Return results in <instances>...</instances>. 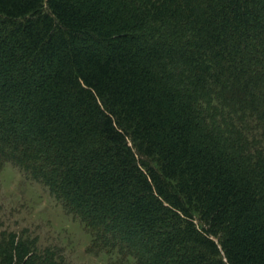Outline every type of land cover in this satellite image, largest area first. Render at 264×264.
I'll list each match as a JSON object with an SVG mask.
<instances>
[{
    "label": "trees",
    "instance_id": "obj_1",
    "mask_svg": "<svg viewBox=\"0 0 264 264\" xmlns=\"http://www.w3.org/2000/svg\"><path fill=\"white\" fill-rule=\"evenodd\" d=\"M7 165L106 264H264V0H0Z\"/></svg>",
    "mask_w": 264,
    "mask_h": 264
},
{
    "label": "rangeland",
    "instance_id": "obj_2",
    "mask_svg": "<svg viewBox=\"0 0 264 264\" xmlns=\"http://www.w3.org/2000/svg\"><path fill=\"white\" fill-rule=\"evenodd\" d=\"M35 242L38 254L57 264H106L104 254L90 252L89 236L42 186L12 165L0 173V235Z\"/></svg>",
    "mask_w": 264,
    "mask_h": 264
}]
</instances>
